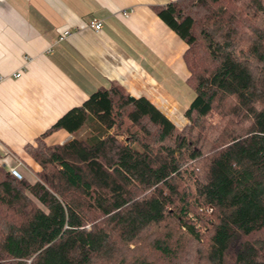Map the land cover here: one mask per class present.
I'll list each match as a JSON object with an SVG mask.
<instances>
[{"label":"trees","instance_id":"trees-1","mask_svg":"<svg viewBox=\"0 0 264 264\" xmlns=\"http://www.w3.org/2000/svg\"><path fill=\"white\" fill-rule=\"evenodd\" d=\"M153 9L188 45L187 123L118 84L66 112L25 145L34 182L0 166V264H264V0Z\"/></svg>","mask_w":264,"mask_h":264},{"label":"crops","instance_id":"crops-1","mask_svg":"<svg viewBox=\"0 0 264 264\" xmlns=\"http://www.w3.org/2000/svg\"><path fill=\"white\" fill-rule=\"evenodd\" d=\"M172 1L0 0V166H18L34 182L41 166L25 145L112 84L184 126L193 100L188 45L153 9ZM95 18L103 21L98 31L89 26ZM72 137L59 129L45 140Z\"/></svg>","mask_w":264,"mask_h":264},{"label":"built area","instance_id":"built-area-1","mask_svg":"<svg viewBox=\"0 0 264 264\" xmlns=\"http://www.w3.org/2000/svg\"><path fill=\"white\" fill-rule=\"evenodd\" d=\"M89 26L98 31L102 28L103 21L95 18L89 23ZM70 34H71V30L68 29V30L63 32V34L61 35V37L59 39H64L67 36H69ZM20 75H21L20 73L17 74V76H20ZM0 79L2 80V79H4V77H0ZM10 171L12 172V174L14 176H16L19 179H22L24 176L18 166L10 167Z\"/></svg>","mask_w":264,"mask_h":264},{"label":"rangeland","instance_id":"rangeland-1","mask_svg":"<svg viewBox=\"0 0 264 264\" xmlns=\"http://www.w3.org/2000/svg\"><path fill=\"white\" fill-rule=\"evenodd\" d=\"M191 92H192V96H193V98H194V96H195V92L193 91V90H190ZM180 126V125H179Z\"/></svg>","mask_w":264,"mask_h":264},{"label":"bare ground","instance_id":"bare-ground-1","mask_svg":"<svg viewBox=\"0 0 264 264\" xmlns=\"http://www.w3.org/2000/svg\"><path fill=\"white\" fill-rule=\"evenodd\" d=\"M212 212V211H211Z\"/></svg>","mask_w":264,"mask_h":264}]
</instances>
